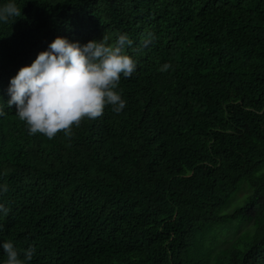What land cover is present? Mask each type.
I'll return each instance as SVG.
<instances>
[{
  "label": "trees",
  "instance_id": "1",
  "mask_svg": "<svg viewBox=\"0 0 264 264\" xmlns=\"http://www.w3.org/2000/svg\"><path fill=\"white\" fill-rule=\"evenodd\" d=\"M16 2L22 16L0 24L5 102L57 36L126 32L137 70L121 77L126 108L71 137L30 135L0 100V242L35 247L32 264H264V0ZM146 31L158 39L141 48Z\"/></svg>",
  "mask_w": 264,
  "mask_h": 264
},
{
  "label": "clouds",
  "instance_id": "2",
  "mask_svg": "<svg viewBox=\"0 0 264 264\" xmlns=\"http://www.w3.org/2000/svg\"><path fill=\"white\" fill-rule=\"evenodd\" d=\"M22 16L16 0L0 5V24ZM158 39L152 31L141 37V48H147ZM126 32L115 38L103 35L100 40L85 44L57 36L46 50L40 51L30 65L22 66L9 79L6 105L15 106L16 117L24 122L30 135L42 134L53 139L62 132L72 136L73 127L81 121L94 120L106 108L119 114L127 105L120 88L121 77L129 78L137 70V60L127 48L133 46ZM172 65L164 63L158 69L167 72ZM6 115L0 107V117ZM5 173L0 172V176ZM8 192V185L0 183V196ZM10 209L0 203V219L8 216ZM6 259L0 264H32L35 247L17 251L10 240L0 242Z\"/></svg>",
  "mask_w": 264,
  "mask_h": 264
},
{
  "label": "rangeland",
  "instance_id": "3",
  "mask_svg": "<svg viewBox=\"0 0 264 264\" xmlns=\"http://www.w3.org/2000/svg\"><path fill=\"white\" fill-rule=\"evenodd\" d=\"M264 173V168L261 170V174ZM244 186V184L241 185V187ZM247 191L243 190V191H237V193L235 195H233L231 197V199L229 200V202L227 203V205L223 208V212L222 213H228L231 212L232 210H234L235 208L241 206L243 204V201L245 200L244 198L247 195ZM248 228L246 227H241L240 228V233H243L245 230H247ZM239 234V231H237L236 236ZM222 240H226L228 238L222 236L221 237Z\"/></svg>",
  "mask_w": 264,
  "mask_h": 264
}]
</instances>
